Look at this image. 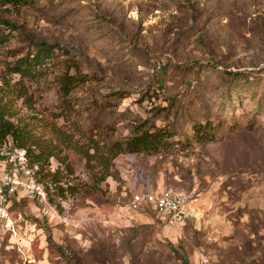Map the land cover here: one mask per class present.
Segmentation results:
<instances>
[{
	"label": "rangeland",
	"instance_id": "1",
	"mask_svg": "<svg viewBox=\"0 0 264 264\" xmlns=\"http://www.w3.org/2000/svg\"><path fill=\"white\" fill-rule=\"evenodd\" d=\"M0 20V96L51 197L11 202L0 264H264V0H0ZM40 43L38 75L12 72ZM145 120L170 145L117 150ZM166 188L178 230L132 204Z\"/></svg>",
	"mask_w": 264,
	"mask_h": 264
},
{
	"label": "trees",
	"instance_id": "2",
	"mask_svg": "<svg viewBox=\"0 0 264 264\" xmlns=\"http://www.w3.org/2000/svg\"><path fill=\"white\" fill-rule=\"evenodd\" d=\"M7 4H17L19 2L27 3L28 0H4ZM0 25L10 27V23L6 20H0ZM51 55V49L46 47L43 43H40V46L35 50L34 53H27L26 56L17 58L12 66V72L19 73L20 75H30L37 76V67L42 65L48 56ZM79 80L78 76L75 74H66L63 76L61 81V90L64 95L68 94L71 87L74 86L75 82ZM5 87H12L5 85ZM11 92V91H10ZM4 95L0 96V146L4 143L23 148L26 150V153L29 158V145L32 143V136L30 131L27 129V125L20 124L15 122L13 117V104L11 98L7 101H2ZM20 96V95H19ZM18 95L16 96V99ZM203 127L195 128V132L201 137L204 132L201 129ZM171 133L165 128L156 127L154 124H148L145 120L141 122L134 132L133 135L127 137L123 142L114 143L115 148L120 151H125L129 154H144L147 152L158 151L164 148L166 145H170L169 138ZM124 146V147H123ZM44 156L47 160V165L49 163L50 154H43V152H38L36 155V160L29 162L32 166L36 165L37 169L35 171V177L37 182H42L43 177H49V173L41 174L42 166H38L40 158ZM58 167L56 170L51 173L54 178L57 173ZM56 182V181H55ZM55 184V183H54ZM56 186V184H55ZM48 190V189H47ZM60 188L58 187L57 191L59 192ZM47 192V196H48ZM60 193V192H59ZM58 195V194H57ZM50 196V194H49ZM48 196V199L51 200V197ZM59 197V196H58ZM157 218L163 222L158 216ZM164 223V222H163Z\"/></svg>",
	"mask_w": 264,
	"mask_h": 264
},
{
	"label": "built area",
	"instance_id": "3",
	"mask_svg": "<svg viewBox=\"0 0 264 264\" xmlns=\"http://www.w3.org/2000/svg\"><path fill=\"white\" fill-rule=\"evenodd\" d=\"M36 169V165L30 164L25 149L7 143L0 146V217L8 220V206L22 196L47 203L48 188L36 181ZM132 204L134 208L153 205L157 216L175 230L181 229L189 216L187 196L171 188L160 194L138 191L133 195Z\"/></svg>",
	"mask_w": 264,
	"mask_h": 264
}]
</instances>
